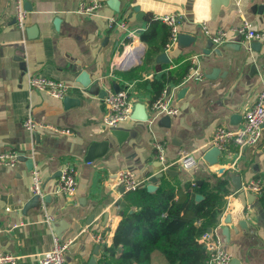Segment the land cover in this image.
<instances>
[{"label": "crops", "instance_id": "obj_1", "mask_svg": "<svg viewBox=\"0 0 264 264\" xmlns=\"http://www.w3.org/2000/svg\"><path fill=\"white\" fill-rule=\"evenodd\" d=\"M89 1L27 0L29 14L22 30L16 24L13 0H0V155L17 152L33 159L41 172L45 198L50 197L25 211L33 198L32 171L19 159L14 166L0 162V250L18 257L17 264H39V255L51 249L56 235L71 242L65 254L67 264H91L92 258L96 264H111L106 251L127 207V193L120 192L114 175L130 169L146 180L141 189L153 184L157 190L165 183L182 187L188 181L213 188L219 181H227L226 207L216 226L222 246L241 264H264V127L259 144L242 150L228 146L229 151L219 159V166L226 167L223 174H217L216 167L202 158L210 149L215 129L242 126L244 111L255 105L261 92L264 42L238 43L239 36L232 38L231 30L238 28L244 17L264 31V0H238L239 5L236 0H115L119 11L107 4L97 16L79 14L81 4ZM180 11L185 16L180 32L192 36L194 42L167 50L170 28L156 18ZM112 17L125 22L127 29L110 30L108 20ZM203 26L211 33L228 30L233 42L213 47L206 54L211 40ZM146 37L151 45L145 42ZM128 44L143 46L144 55L126 68L120 60ZM150 49L156 54L148 57ZM163 53L169 63L159 59ZM194 54L200 55L204 79L185 82L189 58ZM214 70V77L207 78ZM164 74L173 78L165 88L184 82L175 94L179 113L167 124L162 122L164 117L153 122L125 121L115 129L120 140L112 136L113 129L103 122L104 86L123 89L133 85V111L141 103L148 112L157 97L153 81ZM31 76L66 83L68 95L57 99L31 90ZM84 81L99 82V87L91 90ZM184 88L187 91L179 97ZM29 115L72 133L61 135L47 129L30 133L23 126ZM156 143L164 145L168 162L192 155L197 166L191 170L173 168L177 173L165 174L152 183L161 173ZM68 163L77 171L74 196L57 193L61 170ZM232 174L241 177L240 190L230 179ZM252 181L261 182L260 194L244 190ZM100 234L104 244L95 240ZM122 249L118 247L117 256ZM149 264L170 263L153 251Z\"/></svg>", "mask_w": 264, "mask_h": 264}, {"label": "built area", "instance_id": "obj_2", "mask_svg": "<svg viewBox=\"0 0 264 264\" xmlns=\"http://www.w3.org/2000/svg\"><path fill=\"white\" fill-rule=\"evenodd\" d=\"M238 5L239 2L236 0ZM15 7V20L17 26L24 30L26 19L29 14L26 9L27 0H13ZM107 0H90L87 3H82L78 9V13L85 16H97L99 11L106 7ZM238 13L243 15L242 10L239 8ZM183 12H175L173 14L157 17V21L167 25L170 28V37L167 44V50L178 44L180 35V27L184 21ZM108 27L110 30L120 28L122 30L127 29L125 22L119 18H109ZM205 34L210 38L213 43V47L221 48L230 42H233L234 37L239 36L241 38L240 43L250 45L253 42H264V31L256 29L254 25L243 17L242 24L238 28L231 30L233 37L230 38L229 31L220 29L216 32H209L206 26H203ZM131 34H136L132 31ZM144 55L143 46H133L128 44L122 55L120 64L122 67H131L140 62ZM200 55L194 54L189 58V74L185 79V82L189 80H202L204 74L199 68ZM29 88L34 91L44 92L49 96L57 99H64L70 90V87L59 80L49 79L43 76H31L28 80ZM184 83V82H183ZM178 84L171 88H165L159 98L150 103L148 108V121L153 122L156 119L165 116H176L179 113V108L176 106L175 94L183 86ZM134 86L128 85L121 89L115 86L114 88L107 89L104 86L106 95L104 96L105 103V115L103 118L104 125L110 129H116L119 125L125 121L132 119V113L134 103L132 100V90ZM243 125L236 129H229L224 126H218L213 138L210 142L209 148L216 147L222 155L229 151L228 146L232 144L239 150H242L249 146H255L260 143L263 136L264 127V80H262L261 92L258 95L257 102L251 108L244 111ZM24 128L30 132L35 133L38 130H50L56 134L70 135L72 132L68 129L56 128L50 125H46L37 122L29 115L23 124ZM155 149L158 154V161L161 163V172L172 170L173 168H179L181 170H191L197 166V161L192 155H183L175 162H168L165 155V147L161 143L155 144ZM19 159L17 152H6L0 155V162L5 165L14 166ZM235 165V164H234ZM232 165L233 168L235 166ZM32 177V194L38 196L42 202L45 198L44 182L41 176V172L38 168L34 167L31 170ZM146 181V180H145ZM145 181L140 179L138 175L130 169H123L117 173V184L124 188L125 193L135 192L145 186ZM78 181L77 171L74 166L68 163L61 170L60 179L58 182L57 193L64 194L66 196H74L77 192ZM244 190L253 193L260 194L262 186L260 181H252L248 185L243 187ZM52 223L53 219L48 218ZM98 244H104V239L101 234L95 238ZM200 242L203 243L208 250L210 257L207 264H230L232 256L222 246V239L219 234V227H215L209 232L204 233ZM70 241L61 240L56 235L53 239V244L50 250L45 251L39 255V264H67L66 252L70 247ZM18 257L3 253L0 250V264H17Z\"/></svg>", "mask_w": 264, "mask_h": 264}, {"label": "trees", "instance_id": "obj_3", "mask_svg": "<svg viewBox=\"0 0 264 264\" xmlns=\"http://www.w3.org/2000/svg\"><path fill=\"white\" fill-rule=\"evenodd\" d=\"M144 40L151 45L149 38ZM155 54L148 50V57ZM172 79L171 74H164L153 81L154 101ZM228 194L224 180L213 188L188 181L182 187L165 183L154 192L140 189L127 193V207L106 251L110 263L149 264L153 251H159L170 264H207L210 254L200 238L219 224ZM119 246L123 249L117 256Z\"/></svg>", "mask_w": 264, "mask_h": 264}, {"label": "water", "instance_id": "obj_4", "mask_svg": "<svg viewBox=\"0 0 264 264\" xmlns=\"http://www.w3.org/2000/svg\"><path fill=\"white\" fill-rule=\"evenodd\" d=\"M108 5L111 6L112 8H114L116 11H119V7L117 6V3L115 0H111L110 2H108ZM190 42H194V38H192V36H189V35H186V34H183V33H180L179 35V39H178V44H186L188 45ZM241 42V38L239 39L238 43ZM213 48V43L212 41H209V44H208V47H207V52L206 54H209L211 49ZM159 59L162 60L163 62L165 63H169V60L167 58V54L166 53H163L159 56ZM217 70H214L213 71V74L212 75H209L207 76V78L209 79H212L214 77V74H216ZM85 83V84H84ZM83 82L84 86L87 88H90L91 90L93 88H96V87H99V82H95L93 85L91 84V82ZM187 91L186 88L182 89L180 92H179V97H182L183 94ZM104 96L106 95V92L104 91ZM236 118L237 116H234L233 117V120L236 121ZM132 119L133 120H137V121H147L148 120V112H147V108H146V105L144 104H141V103H138L132 113ZM162 122L163 123H168L170 122V116H165L164 118H162ZM110 134L112 136H114L115 138H118L120 140V133H119V130H111L110 131ZM120 143V141H119ZM107 144H109L107 142ZM222 156V152L216 148V147H213L209 150H207L204 154H203V160L205 162H207L209 165L211 166H215V172L217 174H223L225 171H226V167L225 166H219V159L220 157ZM19 160L20 161H26L27 162V167L29 170H32L34 168V161L33 159H27L25 158L24 156L20 155L19 154ZM174 173H177V172H174L173 170H167L165 172H161L159 174H157L152 180L151 182L154 183L156 180H158L159 178H162L165 174H174ZM115 179L117 178V174L114 175ZM230 179L232 180V182L234 183V186L236 189L240 190L242 188V179L239 175H230ZM148 191L152 192L156 189V186L151 184L147 187ZM120 192L121 193H125V190L123 187H120ZM199 198H202L201 196ZM46 201L48 202L50 200V197H46L45 198ZM40 202V198L38 196H34L29 202L28 204L26 205L25 207V211L28 210L29 208H32V207H35V206H38ZM121 202H118L117 205H119ZM122 205H124L122 203ZM227 222H229V220H227ZM56 227V225H54V228ZM211 231V230H209ZM224 235L226 236L228 234V228H225L224 231H223ZM100 249V245L96 246V252L95 254L98 255V250ZM90 263L91 264H96L94 258H92L90 260ZM104 264H109L108 262H105ZM231 264H241L239 260L237 259H234L231 261Z\"/></svg>", "mask_w": 264, "mask_h": 264}]
</instances>
